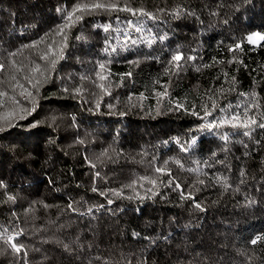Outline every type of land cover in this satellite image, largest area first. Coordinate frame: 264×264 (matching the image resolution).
<instances>
[{"label": "trees", "instance_id": "obj_1", "mask_svg": "<svg viewBox=\"0 0 264 264\" xmlns=\"http://www.w3.org/2000/svg\"><path fill=\"white\" fill-rule=\"evenodd\" d=\"M255 32L264 0H0V264H264Z\"/></svg>", "mask_w": 264, "mask_h": 264}, {"label": "rangeland", "instance_id": "obj_2", "mask_svg": "<svg viewBox=\"0 0 264 264\" xmlns=\"http://www.w3.org/2000/svg\"><path fill=\"white\" fill-rule=\"evenodd\" d=\"M249 36L252 37V40L250 42H252L254 44L259 43L263 39V37H264L263 34L256 33V32L255 33H251Z\"/></svg>", "mask_w": 264, "mask_h": 264}, {"label": "snow or ice", "instance_id": "obj_3", "mask_svg": "<svg viewBox=\"0 0 264 264\" xmlns=\"http://www.w3.org/2000/svg\"><path fill=\"white\" fill-rule=\"evenodd\" d=\"M126 11H131L130 9H125ZM135 14V13H134ZM130 23V22H129ZM105 30H107V29H105ZM248 40L249 41H251L252 40V37L251 36H249L248 37ZM174 60H180L181 59V57L179 56V55H177V56H175L174 58H173ZM210 127H214V125H209ZM261 127H264V125H260ZM245 127H246V125H245ZM245 134H247V133H245ZM253 243H255V241H252ZM17 251H19V249H17Z\"/></svg>", "mask_w": 264, "mask_h": 264}]
</instances>
